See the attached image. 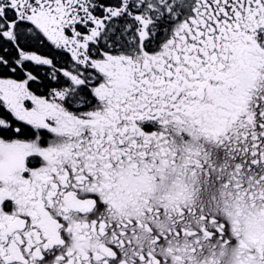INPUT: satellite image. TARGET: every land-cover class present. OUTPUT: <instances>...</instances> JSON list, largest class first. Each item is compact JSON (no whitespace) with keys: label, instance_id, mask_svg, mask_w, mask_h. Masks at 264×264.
<instances>
[{"label":"snow or ice","instance_id":"6c2138e0","mask_svg":"<svg viewBox=\"0 0 264 264\" xmlns=\"http://www.w3.org/2000/svg\"><path fill=\"white\" fill-rule=\"evenodd\" d=\"M0 264H264V0H0Z\"/></svg>","mask_w":264,"mask_h":264}]
</instances>
